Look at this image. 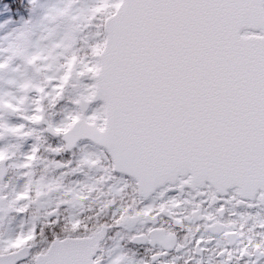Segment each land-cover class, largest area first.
<instances>
[{
	"label": "snow or ice",
	"instance_id": "snow-or-ice-1",
	"mask_svg": "<svg viewBox=\"0 0 264 264\" xmlns=\"http://www.w3.org/2000/svg\"><path fill=\"white\" fill-rule=\"evenodd\" d=\"M5 5L0 264H264V0Z\"/></svg>",
	"mask_w": 264,
	"mask_h": 264
},
{
	"label": "rangeland",
	"instance_id": "rangeland-1",
	"mask_svg": "<svg viewBox=\"0 0 264 264\" xmlns=\"http://www.w3.org/2000/svg\"><path fill=\"white\" fill-rule=\"evenodd\" d=\"M3 14L7 16V19L4 21H0V34L5 33L6 31L10 30L11 27L19 24L21 22V20L23 19V17H21L20 19H11L10 18V10L9 8L5 5L4 9H3Z\"/></svg>",
	"mask_w": 264,
	"mask_h": 264
}]
</instances>
